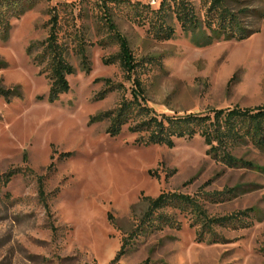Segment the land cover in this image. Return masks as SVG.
Instances as JSON below:
<instances>
[{
  "label": "rangeland",
  "instance_id": "374dc122",
  "mask_svg": "<svg viewBox=\"0 0 264 264\" xmlns=\"http://www.w3.org/2000/svg\"><path fill=\"white\" fill-rule=\"evenodd\" d=\"M193 2L202 29L184 30L171 16L174 33L166 39L153 36L148 23L124 5L107 2L116 29L145 65L139 72L143 101L169 114L264 103V16L251 11L264 10V3L229 0L256 30L240 40L207 42L205 6ZM100 5L101 0H36L9 17L6 37L0 30V88L10 90L8 97L0 95V264H106L146 209L145 196L163 189L196 195L213 215L250 210L244 224L216 225L220 241L213 242L209 232L196 238L200 227L190 211L168 208L179 226L131 238L119 263L264 264V148L237 145L234 155L251 165L229 166L206 152L199 134L178 138L173 146L138 145L125 125L110 136L107 119L90 120L123 94L117 87L95 97L104 78L130 85L117 60L103 61L118 44ZM52 6L58 38L74 66L67 75L69 89L54 100L44 63L34 58L48 33ZM25 165L35 174L19 171L4 181V171ZM41 173L48 216L35 177ZM223 188L232 190L218 198L203 194Z\"/></svg>",
  "mask_w": 264,
  "mask_h": 264
},
{
  "label": "trees",
  "instance_id": "16d2710c",
  "mask_svg": "<svg viewBox=\"0 0 264 264\" xmlns=\"http://www.w3.org/2000/svg\"><path fill=\"white\" fill-rule=\"evenodd\" d=\"M36 0H0V30L1 34L8 35L11 23L10 16L18 17L25 8L32 5ZM204 8L203 23L209 32L205 40L213 39H243L254 30L245 24L240 12L234 11L229 0H200ZM264 3V0H260ZM107 2L120 4L127 7L134 18L140 22H147L153 36L166 39L174 33V27L169 18L174 16L182 29L195 31L202 29V20L199 17L193 0H158L157 7L141 0H101L103 18L110 29V37L118 44V50L103 61H118L123 76L130 82L129 86L124 83H115L109 78H104V86L95 97L105 96L107 92L121 87L123 94L120 100L112 107L98 111L91 115L90 120L107 119L108 125L105 131L110 136L119 134L125 125L127 130L136 133L134 143L138 145L165 144L173 146L176 139L181 137L191 138L199 134L207 145L206 152L213 158L229 166L251 165L241 157L234 155V148L249 142L258 148H264V103L253 106H240L234 104L225 107H212L203 112H184L182 114L157 112L143 101L144 83L139 76L144 63L134 57L127 38L117 29L110 17V5ZM246 10L243 9V12ZM254 13L264 16V10L252 9ZM48 33L40 41V50L35 54L39 62L44 63L50 79L49 99L54 100L69 87L67 75L74 71L73 64L66 58V48L58 38V12L54 6L49 9ZM78 52L81 61H87L86 51L80 45ZM129 95L126 94V91ZM10 90L0 88V95L9 96ZM51 166L48 165V168ZM35 174L34 170L25 165L24 167H12L3 172L4 181H8L16 172ZM38 195L45 206L47 216L50 215L49 206L44 194V174H36ZM230 188L203 192L211 197H219L221 194L231 191ZM146 209L138 219L135 227L123 238L119 249L106 264H121L118 262L124 253L125 247L131 238L138 237L147 230L160 229L165 225L178 227L179 221L175 215L167 209L177 208L179 211L188 210L192 213L193 220L199 224L200 229L196 233L198 240L204 239V233L209 232V240L220 241L214 227L232 226L244 224V216L250 209L235 210L223 215L209 214L202 202L196 195L175 190H161L158 194L145 196ZM192 221V222H194ZM191 222V224H192ZM54 230L55 226L51 225ZM146 260L137 264H146Z\"/></svg>",
  "mask_w": 264,
  "mask_h": 264
},
{
  "label": "built area",
  "instance_id": "2783aa9c",
  "mask_svg": "<svg viewBox=\"0 0 264 264\" xmlns=\"http://www.w3.org/2000/svg\"><path fill=\"white\" fill-rule=\"evenodd\" d=\"M151 2H155V0H151Z\"/></svg>",
  "mask_w": 264,
  "mask_h": 264
}]
</instances>
